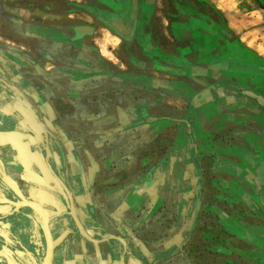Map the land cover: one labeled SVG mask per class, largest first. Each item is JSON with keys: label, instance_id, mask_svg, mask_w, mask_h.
I'll list each match as a JSON object with an SVG mask.
<instances>
[{"label": "crops", "instance_id": "1", "mask_svg": "<svg viewBox=\"0 0 264 264\" xmlns=\"http://www.w3.org/2000/svg\"><path fill=\"white\" fill-rule=\"evenodd\" d=\"M230 1L0 0V109L63 137L127 264H264V42Z\"/></svg>", "mask_w": 264, "mask_h": 264}, {"label": "flooded vegetation", "instance_id": "2", "mask_svg": "<svg viewBox=\"0 0 264 264\" xmlns=\"http://www.w3.org/2000/svg\"><path fill=\"white\" fill-rule=\"evenodd\" d=\"M22 111L0 109V128L15 131L4 146L13 201L9 212L0 207V264H41L45 222L54 243L52 264H91L89 250L99 253L98 264H105L106 254L110 264H127L123 242L107 236L92 219L83 174L71 162L72 154L68 157L66 142L64 150L63 137L29 107Z\"/></svg>", "mask_w": 264, "mask_h": 264}, {"label": "rangeland", "instance_id": "3", "mask_svg": "<svg viewBox=\"0 0 264 264\" xmlns=\"http://www.w3.org/2000/svg\"><path fill=\"white\" fill-rule=\"evenodd\" d=\"M228 5L234 8V23L242 30L236 31V39L244 38L246 41L264 42V0H231ZM223 18L222 15H220ZM223 44V43H222ZM64 150L66 146L64 145Z\"/></svg>", "mask_w": 264, "mask_h": 264}, {"label": "water", "instance_id": "4", "mask_svg": "<svg viewBox=\"0 0 264 264\" xmlns=\"http://www.w3.org/2000/svg\"><path fill=\"white\" fill-rule=\"evenodd\" d=\"M44 228L46 231V238H47V249H46V255L44 257V259L42 260L41 264H52V259H53V250H54V243H53V239L49 230V225L47 222L44 223ZM113 238H117L119 240H122V238L116 237V236H111ZM39 252V251H38ZM123 264V260L122 263Z\"/></svg>", "mask_w": 264, "mask_h": 264}]
</instances>
